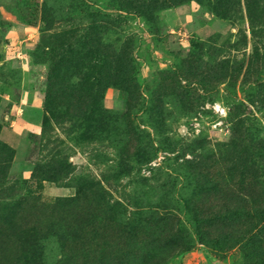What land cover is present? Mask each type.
Masks as SVG:
<instances>
[{
    "label": "rangeland",
    "instance_id": "obj_1",
    "mask_svg": "<svg viewBox=\"0 0 264 264\" xmlns=\"http://www.w3.org/2000/svg\"><path fill=\"white\" fill-rule=\"evenodd\" d=\"M155 1L0 0L7 264H264L220 210L264 185V20Z\"/></svg>",
    "mask_w": 264,
    "mask_h": 264
},
{
    "label": "trees",
    "instance_id": "obj_2",
    "mask_svg": "<svg viewBox=\"0 0 264 264\" xmlns=\"http://www.w3.org/2000/svg\"><path fill=\"white\" fill-rule=\"evenodd\" d=\"M176 1L179 2V0ZM197 1H199L200 3L201 2L206 3L210 8H212L217 14L221 16H227V15L229 16L231 7H233V5L236 2H239V0H197ZM143 2H145L146 4L145 6H143L144 9L146 10V19H152L156 15V11H153V9H156V5H157L156 1L142 0V3ZM244 4L250 21L261 22L264 20V0H244ZM109 54L115 57L113 61H110V63L113 62L112 63L113 67L111 68L110 65L109 67L110 69L107 72V79H109L110 84H115L117 86L122 87V89H124L127 82L126 74L123 72L119 73L115 71L116 70L115 68L117 67L116 62H119L120 57L118 54L114 55L113 49L112 51H110ZM127 65H128V61L127 59H125V56L123 55L122 67L126 68ZM98 77L99 76H97V78L94 79L96 80L95 82H97ZM78 95L80 101L85 99L84 97H82L84 95V92H82L81 90ZM99 96L100 93L96 89L88 94V97L89 99L92 100V102L97 101ZM83 113L84 112H82V110L79 111L78 114L76 115V119L77 120L82 119ZM11 156H12L11 148L4 145L3 143H0V172L2 173L1 177H4L5 175V169L7 167L8 160L11 158ZM248 173L247 171L242 169L241 173L238 175V186L237 188H235L237 192V199L234 200V203L231 206H229L228 209L226 207L219 209L222 212V217L229 216L230 218H233L234 216H237V218L239 217L245 219L246 226L243 231L246 232L240 240L243 239L244 242H246V245L247 243L249 244V241L251 243L254 241L255 248L261 250L260 248L264 247L263 246L264 231H261L262 228H264V205L263 207L259 205L258 203H260V200H258L257 198L260 197L264 198V185L260 183L256 177ZM249 189L253 193L249 194L250 193ZM249 218H251V221L253 219H256L257 221H255V223L252 225L251 223H249ZM253 227L255 228L254 233L251 232ZM258 236L260 237L259 240L256 239ZM244 242L242 243V246ZM8 258H9V252L6 249V246L1 245L0 243V264H7Z\"/></svg>",
    "mask_w": 264,
    "mask_h": 264
}]
</instances>
